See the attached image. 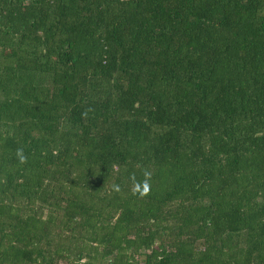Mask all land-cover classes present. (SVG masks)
<instances>
[{
    "label": "trees",
    "instance_id": "1",
    "mask_svg": "<svg viewBox=\"0 0 264 264\" xmlns=\"http://www.w3.org/2000/svg\"><path fill=\"white\" fill-rule=\"evenodd\" d=\"M0 264H264V0H0Z\"/></svg>",
    "mask_w": 264,
    "mask_h": 264
},
{
    "label": "clouds",
    "instance_id": "2",
    "mask_svg": "<svg viewBox=\"0 0 264 264\" xmlns=\"http://www.w3.org/2000/svg\"><path fill=\"white\" fill-rule=\"evenodd\" d=\"M17 155H18L19 159L21 160V162H23L25 160V157L23 156L21 150L17 151ZM144 175H145L146 179L143 182V185L141 186L139 183H137L136 187H135V191L133 193V194L138 193L140 195V197H142V198L147 196L150 192V184L148 183V179H147V177H149L150 174L145 172Z\"/></svg>",
    "mask_w": 264,
    "mask_h": 264
}]
</instances>
